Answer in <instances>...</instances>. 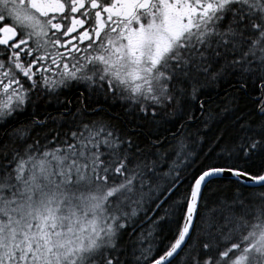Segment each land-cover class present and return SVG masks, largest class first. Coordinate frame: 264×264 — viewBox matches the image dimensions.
Returning <instances> with one entry per match:
<instances>
[{
	"label": "snow or ice",
	"instance_id": "obj_1",
	"mask_svg": "<svg viewBox=\"0 0 264 264\" xmlns=\"http://www.w3.org/2000/svg\"><path fill=\"white\" fill-rule=\"evenodd\" d=\"M0 264H264V0H0Z\"/></svg>",
	"mask_w": 264,
	"mask_h": 264
}]
</instances>
